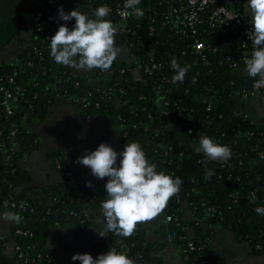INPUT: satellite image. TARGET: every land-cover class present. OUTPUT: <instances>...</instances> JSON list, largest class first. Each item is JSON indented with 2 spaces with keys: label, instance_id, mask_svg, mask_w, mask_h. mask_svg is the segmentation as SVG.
I'll return each mask as SVG.
<instances>
[{
  "label": "trees",
  "instance_id": "trees-1",
  "mask_svg": "<svg viewBox=\"0 0 264 264\" xmlns=\"http://www.w3.org/2000/svg\"><path fill=\"white\" fill-rule=\"evenodd\" d=\"M119 1L62 0L58 6H48L45 0H37L33 9L26 13L23 9L25 0H22L16 17L0 33L2 49L26 23L32 24L36 10L41 13L42 30L37 32L33 26V39L18 55L17 63L0 66V89H12L7 77H12L22 89L10 116H6L0 106V207L22 217L8 235L0 234V264H62L47 247L49 228L57 223L55 215L60 216L58 223L67 221L65 214L71 215L75 232L83 234L84 227L91 224L92 213L107 199L104 187L107 178L97 179L88 167L59 154L52 158L61 174L58 184L23 188L30 177L18 162L38 144L30 141L32 133L23 126L22 117L43 119L47 107L59 98L70 100L81 116L103 117L107 127L116 128L120 143L139 142L149 161L157 165L158 172L183 181L179 195L172 197L165 208L167 215L176 216L182 224L191 227L192 233L187 235L180 227L168 225V231L175 229L185 237L184 240L175 238L171 243L178 248L183 264H220L211 257L208 249L216 224L246 241L252 254L264 259V215H257L255 211L257 207H264V159H261L264 127H256L242 119L236 121L240 118L234 113L237 94L246 90V82L253 79L240 75L246 66L241 62L237 32L226 35L204 32L207 26L202 15L203 22L195 37L209 46L208 64L204 65L190 50L192 34L187 32L186 37L177 33L176 28L159 29L163 14L172 3L141 0L138 7L143 10V17L131 15L123 24L124 32L116 36V43L128 51V61L114 62L107 72L91 70L92 81L76 74L69 66L54 62L50 55V39L42 40L46 35L49 38L54 35L61 24L69 28L75 24L74 19L67 22L60 19L57 13L61 7L66 13L72 8L83 7L85 14L92 17L97 7L106 4L112 10ZM235 10L243 14L242 9ZM113 14L106 19L119 25ZM243 18L252 23L247 15L243 14ZM150 25L154 28L151 37L148 35ZM51 26L55 27L54 31ZM139 37L153 52V61L161 64L151 76L144 74L143 67L149 57L138 51ZM215 47L218 49L213 50ZM173 59L181 66H191L183 83L172 82L175 72L170 65ZM136 72L137 78L134 77ZM61 81L65 82V88H55ZM159 96H163L173 110L165 117L166 121L156 113ZM209 105L211 108L207 110ZM169 121L180 123L181 132L189 143L198 145L201 135H206L217 144L229 146L231 159L221 164L194 152L190 144H179L166 129ZM241 136L247 141L244 149L239 148ZM209 170L214 174L206 178ZM88 181L93 185L91 188L85 186ZM232 194L237 196L236 201ZM53 199L58 200L55 207L48 204ZM11 203L16 207L10 208ZM20 203H23V210L18 206ZM183 205L197 218L208 216L207 225L211 228L200 221L198 225L195 224L197 221L183 222L180 210ZM18 229L30 234L18 235ZM190 240L194 243L193 251L187 249ZM11 245L19 247L20 252H8L6 246ZM164 247L162 243H148L139 223L131 237L108 232L100 243L89 248V254H104L115 249L127 253L135 264H162ZM68 261L79 264L71 257Z\"/></svg>",
  "mask_w": 264,
  "mask_h": 264
},
{
  "label": "clouds",
  "instance_id": "clouds-1",
  "mask_svg": "<svg viewBox=\"0 0 264 264\" xmlns=\"http://www.w3.org/2000/svg\"><path fill=\"white\" fill-rule=\"evenodd\" d=\"M140 3L141 0H125L129 15L143 17L144 12L138 7ZM247 7L252 17V32L248 38L253 51L251 58L245 60L246 72L250 77H259L257 85H264V0H248ZM58 12L61 20L74 19L75 24L71 28L61 24L49 38L54 62L88 71H109L120 51L115 46L117 27L106 19L111 12L110 7L106 4L97 7L92 17L78 10L66 13L63 7ZM170 66L175 72L172 82L183 83L191 66H181L176 59ZM195 150L203 152L208 160L220 163H227L232 157L229 146L217 144L206 135H201ZM261 159H264V154H261ZM76 162L88 167L97 179L107 178L104 186L107 199L100 204L104 217V227L98 231L100 237H106L108 232L131 237L139 223L152 220L164 211L170 199L179 195L183 183L179 177L158 172L157 165L149 161L139 142L126 144L119 153L109 144L101 143L93 151L86 150ZM213 174L211 170L207 171L206 178ZM85 186L91 188L93 185L88 181ZM255 211L257 215H264V207H257ZM0 218L17 223L22 219L14 212H4ZM71 259L79 261V264H135L127 253L115 249L95 258L88 253H76Z\"/></svg>",
  "mask_w": 264,
  "mask_h": 264
},
{
  "label": "crops",
  "instance_id": "crops-1",
  "mask_svg": "<svg viewBox=\"0 0 264 264\" xmlns=\"http://www.w3.org/2000/svg\"><path fill=\"white\" fill-rule=\"evenodd\" d=\"M225 3L232 9H242L243 14L252 20L247 7L248 0H225ZM72 10L85 13L83 7L72 8ZM57 14L59 15V12ZM26 24H28V27L24 25L18 34L14 35L0 49V66L17 63L18 55L30 45L33 39V26L30 23ZM115 46L120 49L115 62L128 61V51L123 46H118L116 40ZM69 67L76 74L92 81L93 77L90 71L74 66ZM136 75H138V72L135 73V78H137ZM240 75L249 76L246 72V67L243 68ZM257 94H262L264 97L263 92ZM257 94L248 99H243L237 94L238 100L234 113L240 117V121L241 119L249 121L252 125L261 128L264 127V102L255 101ZM159 105V103L156 105V109ZM22 124L28 132L32 133L33 141L38 144L31 153L18 162L19 167L25 170L30 177L29 182L23 185L25 189L55 185L61 181L60 171L52 160L58 154L72 157L77 161V158L85 154L86 150L93 151L101 143L109 144L118 153L122 152L126 145L118 141L116 128L107 127L103 117L81 116L76 106L70 100L64 98H59L52 102L47 107L43 119L38 120L24 115ZM166 129L174 135L179 144H190L192 150L196 152L195 149L198 145L189 143L183 136L182 132H180V123L177 126L175 124L169 127L166 126ZM199 153L204 154L203 152ZM180 210L183 222L200 221L202 225L207 226L205 218H197L194 212L186 205H183ZM4 212L11 211L0 207V215ZM68 215L65 214L66 222L50 226L47 238V247L54 251L56 258L62 264H70L69 258L76 253L89 254V248L100 243L105 238L98 235V231L104 227L101 209L92 213L91 224L84 227L83 234L75 232L71 215ZM166 215L167 210L164 209L156 218L140 223L144 230L145 240L148 243L165 244L161 252L162 264H183L179 257L178 248L165 242L168 232V224L165 220ZM14 224V221H5L0 218V234L8 235ZM191 233L189 232V234ZM10 247L13 246L11 245ZM208 249L211 257L220 264H264L262 257L252 254L246 241L239 240L233 232L218 224L213 226ZM90 254L95 258L102 253L90 252Z\"/></svg>",
  "mask_w": 264,
  "mask_h": 264
},
{
  "label": "built area",
  "instance_id": "built-area-1",
  "mask_svg": "<svg viewBox=\"0 0 264 264\" xmlns=\"http://www.w3.org/2000/svg\"><path fill=\"white\" fill-rule=\"evenodd\" d=\"M61 1L62 0H45L48 6H58ZM162 2L172 3V5L169 6L167 11L163 14L162 25L159 29L161 31H167L176 28L178 29V31H176L177 33L181 32V34L185 35L188 32L192 34L190 50L192 54L197 57V59L204 65L208 64L207 53L209 51V46L205 42L201 41L200 38L195 37L200 24L203 22L202 15L205 16L204 21L207 26L204 32L215 31L223 35H226L230 32H237V40L239 43L238 50L241 54V62L245 64V60L251 58L253 45L248 38V35H250L252 32V28L250 26L251 22H245L243 14H240L235 9L230 8L225 3V0H161V3ZM112 12H114V17L119 21L118 26L120 32H124L123 24L131 16L129 15L130 9L125 8V0H120L111 10L109 16ZM40 24L41 13L36 10L33 17L32 26L36 27L37 32L42 30ZM54 28V26H51V31H54ZM153 32L154 28L150 25L148 28V35L151 37ZM185 36L187 37V35ZM48 39L49 37L46 35L42 41L45 42ZM137 49L139 52L144 53L147 55V57H149V62L145 63L143 67L144 74L147 76L155 74L160 69L161 64L153 61V52L146 48V45L141 41L140 37L138 38ZM216 49H218V47H215L213 50ZM226 60H229V57H227ZM28 65H30V63H28ZM258 80V76L251 79V88L240 90L239 96L243 99H248L259 92L264 93V85H257ZM7 83L12 87V89H0V106L3 108L6 116H10L13 112L12 107L17 102L22 89L15 83L12 77H7ZM120 92L123 93V91ZM159 99L160 105L162 107V112L159 114L161 116L167 117V115L173 110L169 108V102L165 100L163 96H159ZM210 108L211 106L209 105L207 110ZM133 128H136V126H133ZM11 134L14 135V130H11ZM250 135L251 134H248V136ZM245 137L247 138V135ZM160 147L163 148L162 146ZM12 150H14V148H12ZM164 153L166 154V151ZM231 197L236 201V195L232 194ZM252 197L255 198L253 194ZM9 206L10 208L16 207L15 203H11ZM18 206L20 209H24L23 203L18 204ZM204 218L207 224L206 219L208 216H205ZM165 220L168 225L173 224L175 227H180V231L187 235L191 231V227L182 224L181 220H179L176 216H171L168 214L166 215ZM195 224L198 225L199 222L197 221ZM208 227L211 228V225ZM16 234L27 235L30 233L28 231H21L18 229ZM175 238H179L181 240L185 239L184 236H181L175 229H173L167 232L165 242L171 244ZM187 249L188 251L194 250V243L192 240L187 243ZM6 250L10 253L20 252V248L17 246H6Z\"/></svg>",
  "mask_w": 264,
  "mask_h": 264
},
{
  "label": "water",
  "instance_id": "water-1",
  "mask_svg": "<svg viewBox=\"0 0 264 264\" xmlns=\"http://www.w3.org/2000/svg\"><path fill=\"white\" fill-rule=\"evenodd\" d=\"M21 4H22L21 0H0V33L8 26L10 21L13 19V17L17 13L19 6ZM246 87L247 89L251 88V80L246 82ZM55 88L57 89L65 88V82L61 81L55 84ZM158 103L160 104L159 99H158ZM161 112H162V107L159 105L156 109V113H161ZM162 117H163V121H166V118L164 116ZM236 121L240 122V119H237ZM30 141H33V138H30ZM239 141H240L239 148L244 149L247 145V141L245 137L241 136L239 138ZM72 165H73V162H72ZM240 203H242V201H240ZM48 204L51 207H55L58 205V200L57 199L49 200ZM59 217H60L59 214L55 215V219L57 223L59 222Z\"/></svg>",
  "mask_w": 264,
  "mask_h": 264
},
{
  "label": "rangeland",
  "instance_id": "rangeland-1",
  "mask_svg": "<svg viewBox=\"0 0 264 264\" xmlns=\"http://www.w3.org/2000/svg\"><path fill=\"white\" fill-rule=\"evenodd\" d=\"M36 3H37V0H25V3L23 5L24 11L26 13L29 12V11H31ZM25 27H28V24H25ZM255 101L256 102H264L263 95L262 94H257ZM174 124L177 126L178 125V122H176V121H169L167 123V126L169 127V126H172Z\"/></svg>",
  "mask_w": 264,
  "mask_h": 264
},
{
  "label": "flooded vegetation",
  "instance_id": "flooded-vegetation-1",
  "mask_svg": "<svg viewBox=\"0 0 264 264\" xmlns=\"http://www.w3.org/2000/svg\"><path fill=\"white\" fill-rule=\"evenodd\" d=\"M21 1H22V0H21ZM20 6H21V5H20ZM20 6H19V8H20ZM6 12H7V11H6ZM6 12H5V13H6ZM18 12H19V9H18L17 13H18ZM17 13H16L15 16L13 17V19L16 17ZM13 19L10 21V23L13 21ZM10 23H9V24H10ZM9 24H8V25H9ZM115 26L118 27V29H119L118 24H116ZM118 29H117V33H116V35H115V40H116V36L119 35V34L121 33L120 30H118ZM117 45H118V44H117ZM118 46H119V45H118Z\"/></svg>",
  "mask_w": 264,
  "mask_h": 264
}]
</instances>
